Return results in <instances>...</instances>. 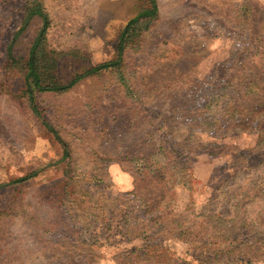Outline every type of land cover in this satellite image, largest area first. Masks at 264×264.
<instances>
[{
	"label": "rangeland",
	"instance_id": "obj_1",
	"mask_svg": "<svg viewBox=\"0 0 264 264\" xmlns=\"http://www.w3.org/2000/svg\"><path fill=\"white\" fill-rule=\"evenodd\" d=\"M27 1L0 0V264H132L120 230L164 238L141 264H264V0H157L119 68L37 93L38 114ZM42 1L61 84L116 59L150 7Z\"/></svg>",
	"mask_w": 264,
	"mask_h": 264
},
{
	"label": "trees",
	"instance_id": "obj_2",
	"mask_svg": "<svg viewBox=\"0 0 264 264\" xmlns=\"http://www.w3.org/2000/svg\"><path fill=\"white\" fill-rule=\"evenodd\" d=\"M149 2L150 7L140 11L137 15L131 18L121 30L116 45L118 52L116 59L106 61L97 65L96 67L87 70L85 73L76 76L68 84H61V82L58 81L56 77L58 62L57 58L54 55L55 51L51 48H48L45 42L47 31L51 26L49 14L45 9L42 0L27 1L24 8V20H33L35 17H40L42 19V26L33 43V46L31 47L29 56L20 64L21 68L25 72V91L28 94L29 101L32 108L36 111V114H38L35 104V96L37 93L65 92L87 76L98 74L108 69L119 68L123 63L126 49L132 42L139 40V37L142 34L143 30L148 28L150 21L154 17L158 16V1L149 0ZM8 54L12 65H19L20 61L16 57L12 47H10V49L8 50ZM46 126L50 129L51 132L54 133L57 139H60L58 132L53 127H51L47 123ZM67 156H69V154L66 152L65 157ZM36 175L37 172L31 175L23 176L17 180H14L13 182L22 183L32 179ZM123 233L124 232L120 230L115 235L116 238L119 237L117 238L118 241H115V243L117 244L116 249H120L119 252L116 253V255L126 257L128 262L132 264H140L150 261V250L152 249V247L161 245V243L164 242V238H159L153 241V238L147 236L140 240L141 243L139 245L134 244L129 247V245H131V241Z\"/></svg>",
	"mask_w": 264,
	"mask_h": 264
},
{
	"label": "crops",
	"instance_id": "obj_3",
	"mask_svg": "<svg viewBox=\"0 0 264 264\" xmlns=\"http://www.w3.org/2000/svg\"><path fill=\"white\" fill-rule=\"evenodd\" d=\"M141 264V263H140Z\"/></svg>",
	"mask_w": 264,
	"mask_h": 264
}]
</instances>
